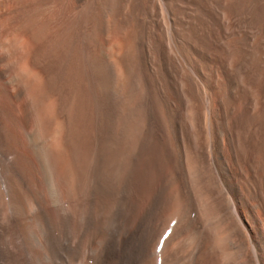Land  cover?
Wrapping results in <instances>:
<instances>
[{"label":"bare ground","instance_id":"6f19581e","mask_svg":"<svg viewBox=\"0 0 264 264\" xmlns=\"http://www.w3.org/2000/svg\"><path fill=\"white\" fill-rule=\"evenodd\" d=\"M37 1L28 56L0 24V264H264V0Z\"/></svg>","mask_w":264,"mask_h":264},{"label":"rangeland","instance_id":"374dc122","mask_svg":"<svg viewBox=\"0 0 264 264\" xmlns=\"http://www.w3.org/2000/svg\"><path fill=\"white\" fill-rule=\"evenodd\" d=\"M33 1H34V4L35 3L37 4V2H38L37 0H33ZM69 1L70 0H53V1H51L48 4V6L51 9H53L54 12H56L57 9H60L63 6H66V8H67ZM64 3H66V4H64ZM44 5H42L43 8L46 7V4H44ZM43 8H42V10L45 9V8L44 9ZM29 10H30V0H0V24L2 22V30H4L3 28L7 26L8 29L5 28V30L8 31L9 29L13 28V26H17L18 25L17 26L18 28H16L17 30L13 31L14 33L18 31L17 33H15L16 36L14 37V39H16V40L13 39V41L15 42L17 40H22L23 43L25 42L23 44V47H22L23 51L22 50L21 51H22V53L25 52L24 54L27 55V56L30 54V32H28L29 25L28 26L25 25V24H29V23H27L29 21L26 22L24 20H26L27 18L30 17V11ZM23 15H26V16H23ZM44 15H46V16H43L46 19V18H50L53 14L48 12V13H46ZM20 24H21V26L24 24L23 26L24 27L26 26L27 28L26 27L22 28L21 26H19ZM20 27L22 28L21 30H19ZM11 31H12V29L9 30V32H11ZM14 33L11 34V36H10L11 39L15 35ZM9 38H7L6 41L7 40L11 41V39H9ZM112 39H113V37H112ZM117 41H118V39H117ZM26 47H29V48H26ZM18 64L21 65L20 62H18ZM19 65H18L17 71H19V72L22 71L23 72L24 71L23 67L22 66L19 67ZM6 90L8 92H10V91L11 92H15L16 87H14V88L12 87V89H11V87H9V85H6Z\"/></svg>","mask_w":264,"mask_h":264}]
</instances>
